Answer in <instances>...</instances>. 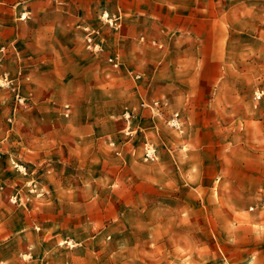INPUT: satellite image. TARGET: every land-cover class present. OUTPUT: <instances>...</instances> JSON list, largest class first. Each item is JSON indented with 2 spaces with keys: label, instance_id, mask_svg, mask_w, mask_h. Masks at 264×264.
I'll use <instances>...</instances> for the list:
<instances>
[{
  "label": "crops",
  "instance_id": "obj_1",
  "mask_svg": "<svg viewBox=\"0 0 264 264\" xmlns=\"http://www.w3.org/2000/svg\"><path fill=\"white\" fill-rule=\"evenodd\" d=\"M249 2L0 0V79L30 103L15 111L0 97V129L12 111L17 130L0 131L7 158L37 142L52 151L60 189L97 172L110 201L178 207L181 222L152 221L151 260L138 264H197L192 253L206 248L244 260L264 239V209L250 210L264 199V104L245 60L259 42L238 36L250 28ZM86 29L99 31L102 52L86 50ZM147 147L155 159L144 163Z\"/></svg>",
  "mask_w": 264,
  "mask_h": 264
},
{
  "label": "rangeland",
  "instance_id": "obj_2",
  "mask_svg": "<svg viewBox=\"0 0 264 264\" xmlns=\"http://www.w3.org/2000/svg\"><path fill=\"white\" fill-rule=\"evenodd\" d=\"M248 9L250 28L239 30L238 36L259 42L250 44L245 59L250 62L251 73L256 75L253 96L254 103L259 105L264 104V0H250ZM99 21L117 27L120 20L102 12ZM85 33L86 50L102 52L96 41L99 31L86 29ZM89 34L96 49L87 47ZM114 54L117 53L107 58L108 63ZM5 77L12 87H1ZM0 89V97L11 101L15 111L29 106L20 85L10 77L0 79ZM2 123L7 130L0 129L1 132H9L10 136L17 132L12 111H4ZM37 132V127L35 130L32 127L31 134ZM110 145L116 148L115 143ZM31 146V150H25V157L22 149H15L18 161H11L7 158L6 142L0 144V264H138L142 258L151 260V254L147 253L153 241L151 223L158 214L165 222L167 219L174 224L181 222L176 217L178 207H159L157 212V207L135 205L134 201H110L108 191L103 188L102 173L79 175L76 190L60 189L52 151L39 148L33 141ZM145 153L144 163L151 161L145 159ZM91 163L99 167L103 164L98 159ZM72 193L76 200L66 201ZM60 197L64 200L60 201ZM261 209H264L262 197L250 210L256 213ZM194 241L191 239L192 246ZM222 243L229 245V238ZM252 245L254 252L242 261L238 260L239 253H224L228 264H264V239L258 238ZM218 256L206 248L198 254L192 253L191 260L197 264H224L219 253Z\"/></svg>",
  "mask_w": 264,
  "mask_h": 264
},
{
  "label": "built area",
  "instance_id": "obj_3",
  "mask_svg": "<svg viewBox=\"0 0 264 264\" xmlns=\"http://www.w3.org/2000/svg\"><path fill=\"white\" fill-rule=\"evenodd\" d=\"M87 47L88 49H96V45H94L93 43V37H92V34H89L88 38H87ZM109 63H111L113 65L114 68H119V66L121 65V62H120V57L118 54H114L113 56H111L109 59H108ZM1 87H4V88H10L12 87L11 85V81L5 77L2 79L1 81ZM155 105H157V103H155ZM171 126L173 127H177L178 124L177 122L174 120L170 123ZM145 159L146 160H154L155 159V156L152 154V151L151 149H148L145 153ZM219 254L221 256V260L224 264H228V260L226 258V256L224 255V253L219 249Z\"/></svg>",
  "mask_w": 264,
  "mask_h": 264
}]
</instances>
